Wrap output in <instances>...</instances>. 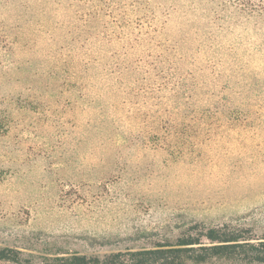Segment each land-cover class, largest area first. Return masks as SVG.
<instances>
[{
	"label": "rangeland",
	"instance_id": "rangeland-1",
	"mask_svg": "<svg viewBox=\"0 0 264 264\" xmlns=\"http://www.w3.org/2000/svg\"><path fill=\"white\" fill-rule=\"evenodd\" d=\"M20 1L30 7L10 0L0 10L13 43L0 42V121L10 125L0 132V251L12 259L0 264L149 248L193 224L264 238V30L237 25L194 45L193 65L182 68L195 76L187 88L202 85L195 103L222 107L233 122L248 116L249 125L218 131L174 163L127 137L148 133L158 116L163 94L148 65L156 51H134L131 96L104 99L107 113L97 114L81 97L79 63L120 46L62 5ZM139 85L146 92L136 95Z\"/></svg>",
	"mask_w": 264,
	"mask_h": 264
},
{
	"label": "trees",
	"instance_id": "trees-1",
	"mask_svg": "<svg viewBox=\"0 0 264 264\" xmlns=\"http://www.w3.org/2000/svg\"><path fill=\"white\" fill-rule=\"evenodd\" d=\"M8 1L0 0V10ZM35 1L66 7L75 18L91 22L110 44L116 42L120 46V51L91 58V63H84V60L79 63L84 71L79 77L81 97L89 105H97V114L107 113L106 108L99 105L104 99L114 102L118 93L126 99L131 96L130 84L138 82L141 60L137 59L141 58L140 53L134 51L141 45V48L147 47L148 53L156 51L157 55H149L148 65L156 70L159 90L163 94L158 116L148 133L139 136L128 133L127 136L132 142L136 140L142 149L160 152L169 162L186 161L199 154L204 141L218 131L249 125L248 116L233 122L224 108L207 102L195 103L193 93L202 85L193 83L191 89L187 88L184 83L194 81L195 76L182 67L185 63L193 65L188 55L193 52L194 45L204 43L214 33L228 31L237 25L264 30V0ZM15 2L19 11L30 7L26 2ZM171 23L175 26L172 30ZM6 26L0 18V42L11 46L13 43L7 42ZM145 92L146 88L139 85L136 95ZM187 99H192V103ZM111 116L108 122L117 126L115 115ZM9 127V123L0 121V132ZM117 164L115 160L114 165ZM0 260L12 259L3 249ZM51 260L59 264H264V238H255L249 228L193 224L174 239L158 241L149 248L110 253L100 258L71 256Z\"/></svg>",
	"mask_w": 264,
	"mask_h": 264
}]
</instances>
